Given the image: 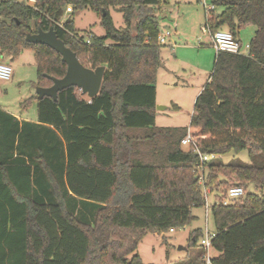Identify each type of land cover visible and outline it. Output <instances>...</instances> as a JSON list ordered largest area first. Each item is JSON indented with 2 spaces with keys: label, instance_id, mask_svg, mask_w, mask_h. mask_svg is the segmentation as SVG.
I'll list each match as a JSON object with an SVG mask.
<instances>
[{
  "label": "trees",
  "instance_id": "obj_1",
  "mask_svg": "<svg viewBox=\"0 0 264 264\" xmlns=\"http://www.w3.org/2000/svg\"><path fill=\"white\" fill-rule=\"evenodd\" d=\"M163 0H15L0 2V56L32 51L37 88L61 79L66 65L27 35L53 28L85 68L104 67L99 94L74 88L37 101L35 122L0 110V264H143L147 233L184 226L204 206L199 158L183 150L187 132L202 155L245 150L250 164H203L212 185L218 169L235 171L243 201L214 204L210 264H264V0H207L209 33L254 27L249 56L216 53L187 128L155 126V78L161 66L154 12ZM70 8L100 18L102 37L77 36ZM122 15L114 27L110 10ZM221 9L216 14L215 11ZM90 45L85 44V39ZM240 42V41H239ZM109 43V44H108ZM206 170V171H205ZM256 193H247L241 183ZM240 199V200H241ZM194 231L190 246L196 247ZM199 254L188 264H204Z\"/></svg>",
  "mask_w": 264,
  "mask_h": 264
},
{
  "label": "rangeland",
  "instance_id": "obj_2",
  "mask_svg": "<svg viewBox=\"0 0 264 264\" xmlns=\"http://www.w3.org/2000/svg\"><path fill=\"white\" fill-rule=\"evenodd\" d=\"M2 1L8 0H0ZM15 1L32 5L31 0ZM154 12L158 18L159 31H168L171 35L169 41L160 48L161 66L155 78V126L187 128L195 99L213 69L216 55L211 46L210 33L205 28L206 11L202 0H163ZM215 12L220 13L221 9ZM110 16L116 29L124 28L122 15L119 12L111 9ZM69 18L74 21L77 36L104 35L100 18L93 12L84 10L72 15V11H66L60 25ZM254 30L252 25L240 29L238 39L242 45H249ZM0 62L8 64L12 69L11 79L8 82L0 81V110L15 118H22V121L26 119L28 122H35L37 101L34 98L37 74L33 52L24 51L15 60H11L9 55L4 53L0 56ZM183 150L187 149L183 148ZM215 159H219L223 165L230 162L250 164L245 150L238 152L229 150L216 156ZM202 170L204 171L203 167ZM200 171H197L199 176H201ZM216 171H218L217 180L210 187L204 188L207 183L205 173L198 183L203 186L201 192L205 197L207 211L205 206L193 208L191 215L194 219L188 224L157 234L147 232L141 238L136 251L143 264H188L191 258L199 254L200 242L205 236V231L211 234L215 230L210 214L211 207L221 201V197L224 198L226 189L237 180L235 171L231 169ZM240 185L245 188L246 194L256 193L252 185L245 182ZM257 193L264 194V191ZM243 199L233 203H240ZM197 230L201 235L196 247H191L190 237ZM180 248L184 250H179ZM201 253L202 260L205 255L211 258L217 255L212 249L207 252L202 250Z\"/></svg>",
  "mask_w": 264,
  "mask_h": 264
},
{
  "label": "water",
  "instance_id": "obj_3",
  "mask_svg": "<svg viewBox=\"0 0 264 264\" xmlns=\"http://www.w3.org/2000/svg\"><path fill=\"white\" fill-rule=\"evenodd\" d=\"M25 40L32 45L47 46L60 55L61 61L66 65L65 75L61 79L48 77L52 85L48 88L36 89V96L39 99L46 97L56 101L57 94L70 87L78 89L88 99H92L99 94L105 68L98 67L92 70L82 66L76 55L57 39L53 28H50L47 32L38 30L35 34L27 35ZM158 110H164V108H158ZM195 179H197V176ZM179 250L184 249L180 248Z\"/></svg>",
  "mask_w": 264,
  "mask_h": 264
},
{
  "label": "built area",
  "instance_id": "obj_4",
  "mask_svg": "<svg viewBox=\"0 0 264 264\" xmlns=\"http://www.w3.org/2000/svg\"><path fill=\"white\" fill-rule=\"evenodd\" d=\"M203 7L206 12L212 11L213 6L207 1L202 0ZM31 3H34V0H31ZM68 11V9H67ZM170 34L168 31H159L156 37V42L159 45H165L167 41H169ZM211 38V46L218 53H226L231 55H244L249 56V45H242L238 40H236L233 35L228 30H217L213 33H210ZM85 44L90 45V40L88 38L85 39ZM12 77V69L8 64H4L0 62V81L1 82H8ZM181 147L186 148L187 150H191L194 154H196L199 158V165L197 166L196 170H201L199 177V181L202 179V165L208 163L216 158L215 155H202L197 146L195 144L194 139L191 137L189 132H187L184 139L181 141ZM209 193V192H208ZM244 190L240 187H231L227 190L225 194V198L222 201L223 206H227L235 201H239L244 196ZM205 200V197H204ZM204 206L207 211V204L206 201L204 202ZM213 238V233H209L205 231V236L202 238L200 242V247L203 251H208L211 248V240ZM204 264H210V256H204Z\"/></svg>",
  "mask_w": 264,
  "mask_h": 264
},
{
  "label": "crops",
  "instance_id": "obj_5",
  "mask_svg": "<svg viewBox=\"0 0 264 264\" xmlns=\"http://www.w3.org/2000/svg\"><path fill=\"white\" fill-rule=\"evenodd\" d=\"M69 11H71L70 8H68V12H69ZM215 13L218 14L217 12H215ZM239 41H240V40H239ZM240 43H241V42H240ZM207 80H208V78H207ZM207 80H206V81H207ZM17 119L22 120V118H18V117H17ZM25 120H26V119H24V121H25ZM26 121H27V120H26Z\"/></svg>",
  "mask_w": 264,
  "mask_h": 264
}]
</instances>
